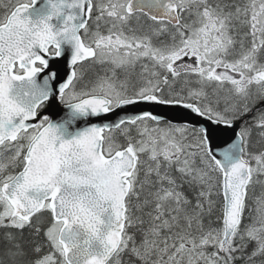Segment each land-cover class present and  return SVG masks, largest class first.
I'll use <instances>...</instances> for the list:
<instances>
[{
  "label": "snow or ice",
  "instance_id": "6c2138e0",
  "mask_svg": "<svg viewBox=\"0 0 264 264\" xmlns=\"http://www.w3.org/2000/svg\"><path fill=\"white\" fill-rule=\"evenodd\" d=\"M0 264H264V0H0Z\"/></svg>",
  "mask_w": 264,
  "mask_h": 264
}]
</instances>
